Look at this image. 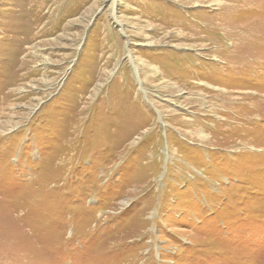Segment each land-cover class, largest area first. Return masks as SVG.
<instances>
[{"label": "rangeland", "instance_id": "374dc122", "mask_svg": "<svg viewBox=\"0 0 264 264\" xmlns=\"http://www.w3.org/2000/svg\"><path fill=\"white\" fill-rule=\"evenodd\" d=\"M0 264H264V0H0Z\"/></svg>", "mask_w": 264, "mask_h": 264}, {"label": "bare ground", "instance_id": "6f19581e", "mask_svg": "<svg viewBox=\"0 0 264 264\" xmlns=\"http://www.w3.org/2000/svg\"><path fill=\"white\" fill-rule=\"evenodd\" d=\"M188 3V2H187Z\"/></svg>", "mask_w": 264, "mask_h": 264}]
</instances>
